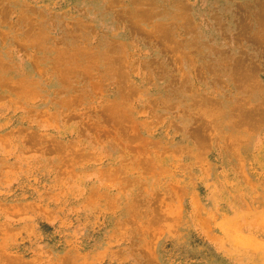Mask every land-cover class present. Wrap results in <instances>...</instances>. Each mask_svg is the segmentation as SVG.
I'll use <instances>...</instances> for the list:
<instances>
[{"label": "rangeland", "instance_id": "rangeland-1", "mask_svg": "<svg viewBox=\"0 0 264 264\" xmlns=\"http://www.w3.org/2000/svg\"><path fill=\"white\" fill-rule=\"evenodd\" d=\"M0 264H264V0H0Z\"/></svg>", "mask_w": 264, "mask_h": 264}]
</instances>
